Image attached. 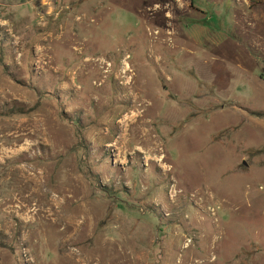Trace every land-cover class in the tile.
Wrapping results in <instances>:
<instances>
[{
  "label": "rangeland",
  "instance_id": "374dc122",
  "mask_svg": "<svg viewBox=\"0 0 264 264\" xmlns=\"http://www.w3.org/2000/svg\"><path fill=\"white\" fill-rule=\"evenodd\" d=\"M134 257L264 264V0H0V264Z\"/></svg>",
  "mask_w": 264,
  "mask_h": 264
},
{
  "label": "bare ground",
  "instance_id": "6f19581e",
  "mask_svg": "<svg viewBox=\"0 0 264 264\" xmlns=\"http://www.w3.org/2000/svg\"><path fill=\"white\" fill-rule=\"evenodd\" d=\"M158 33V32H157ZM157 33H155V34H157ZM161 34V33H160ZM60 36V35H59ZM153 36V35H152ZM160 36V35H159ZM158 36V37H159ZM150 37H151V35H150ZM57 38V37H56ZM61 38V37H60ZM152 38V37H151ZM59 40V39H58ZM93 63V62H92ZM103 65H104V61H102L101 62ZM85 65V64H84ZM90 65V64H89ZM88 65V66H89ZM91 66V65H90ZM123 67H124V70H125V74H127V73H129L130 71H131V69H132V67H131V65L127 62V60H125L124 61V63H123ZM103 86V85H102ZM136 100V99H135ZM137 102V101H136ZM135 106H136V104H135ZM137 121V120H136ZM137 123V122H136ZM145 135V134H144ZM64 211V210H63ZM81 214H82V211L80 212ZM73 214V213H72ZM75 214H76V212H75ZM84 214H85V212H84ZM74 215V214H73ZM72 215V216H73ZM82 216H83V214H82ZM79 217V216H78ZM80 217H81V215H80ZM86 217V216H85ZM71 218V217H70ZM69 218V220L71 221V219ZM84 218V217H83ZM75 219V218H74ZM73 219V220H74ZM81 219V218H80ZM64 220V219H63ZM77 222V221H76ZM60 223V222H59ZM66 223H67V221H65V225H66ZM64 224V223H63ZM69 224V223H68ZM54 225V224H53ZM59 226H60V224H58ZM58 225H56V226H58ZM78 225V224H77ZM55 226V227H56ZM54 227V228H55ZM68 227V226H67ZM70 228V227H69ZM68 228V229H69ZM79 228V227H78ZM82 229V228H81ZM65 231H68V230H66L65 229ZM74 231V230H73ZM64 232V231H63ZM80 232V231H79ZM61 233V231L59 232V234ZM67 233V232H66ZM66 233H65V235H66ZM70 233H72V232H70ZM64 234V233H63ZM63 234H61L62 236H63ZM70 235V234H69ZM73 235V234H72ZM179 235V234H178ZM65 237V236H64ZM72 237V236H71ZM79 237V236H78ZM67 238V237H66ZM65 238V239H66ZM70 239V238H69ZM79 240V239H78ZM68 241V240H67ZM218 241V240H217ZM62 242V241H61ZM64 244V243H63ZM214 245V244H213ZM212 249V248H211ZM214 250V249H213ZM114 253V252H113ZM78 254V253H77ZM103 254H104V252H103ZM65 255V254H64ZM76 255V254H75ZM100 255H101V253H100ZM99 255V256H100ZM77 256V255H76ZM82 256V255H81ZM106 256V255H105ZM70 257H75L74 256V254H70ZM79 257V256H78ZM84 258V257H83ZM101 258V257H100ZM109 258V257H108ZM70 259V258H69ZM136 259H139V258H133V260H130L131 261V264H136ZM196 259V258H195ZM80 260V259H79ZM110 260V259H109ZM196 261V260H195ZM193 259H191V260H189V262L187 263V264H207V260L206 261H202V262H195ZM81 262V261H80ZM84 262V261H83ZM105 262V261H104ZM114 263L115 264V262H116V259L115 258H113V261L112 260H110V263ZM109 263V264H110ZM117 264H127V262L125 263V262H120V263H117Z\"/></svg>",
  "mask_w": 264,
  "mask_h": 264
}]
</instances>
